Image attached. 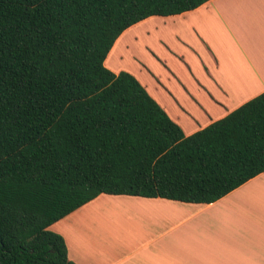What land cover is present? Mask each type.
<instances>
[{
	"label": "trees",
	"instance_id": "16d2710c",
	"mask_svg": "<svg viewBox=\"0 0 264 264\" xmlns=\"http://www.w3.org/2000/svg\"><path fill=\"white\" fill-rule=\"evenodd\" d=\"M207 0H0V264H77L50 225L100 193L210 203L264 171V91L186 135L105 58Z\"/></svg>",
	"mask_w": 264,
	"mask_h": 264
},
{
	"label": "crops",
	"instance_id": "0c3cea01",
	"mask_svg": "<svg viewBox=\"0 0 264 264\" xmlns=\"http://www.w3.org/2000/svg\"><path fill=\"white\" fill-rule=\"evenodd\" d=\"M132 40L124 71L186 135L264 91V0L148 16L120 33L106 63ZM54 223L77 264H264V171L210 203L100 193Z\"/></svg>",
	"mask_w": 264,
	"mask_h": 264
},
{
	"label": "rangeland",
	"instance_id": "374dc122",
	"mask_svg": "<svg viewBox=\"0 0 264 264\" xmlns=\"http://www.w3.org/2000/svg\"><path fill=\"white\" fill-rule=\"evenodd\" d=\"M115 44H116V42H115ZM137 46H138V44L135 45L134 40H132L131 43H128V45L125 49L122 47V49L120 50L121 55L119 57H117V58L113 57L107 63L105 60L104 61L105 66L114 72H117L119 70H127L130 67H132V69H133L135 66V60H136L135 54L139 50V49H137ZM117 49H118V44H117ZM117 54H119V51L117 52ZM116 62H118V63L121 62V65L115 66ZM55 224L56 223H54L50 226L51 230H55V228H56Z\"/></svg>",
	"mask_w": 264,
	"mask_h": 264
}]
</instances>
